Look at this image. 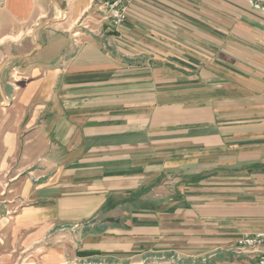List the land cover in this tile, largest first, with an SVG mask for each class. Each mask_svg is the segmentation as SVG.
I'll list each match as a JSON object with an SVG mask.
<instances>
[{
	"label": "crops",
	"instance_id": "1",
	"mask_svg": "<svg viewBox=\"0 0 264 264\" xmlns=\"http://www.w3.org/2000/svg\"><path fill=\"white\" fill-rule=\"evenodd\" d=\"M35 2L3 1L0 35ZM63 24L0 82V167L33 189L27 209L78 226L66 264H256L238 238L264 231V12L132 0L121 26Z\"/></svg>",
	"mask_w": 264,
	"mask_h": 264
},
{
	"label": "rangeland",
	"instance_id": "2",
	"mask_svg": "<svg viewBox=\"0 0 264 264\" xmlns=\"http://www.w3.org/2000/svg\"><path fill=\"white\" fill-rule=\"evenodd\" d=\"M1 1L0 11L4 5L3 1L6 0ZM35 1V6L42 5L40 17L34 15L24 22H17L11 14L4 16V20L9 23V32L0 35V66L4 64L0 82H4L5 86H14L19 77L18 70L14 67L25 62V59L15 56L29 53L34 47L38 48L39 46L34 44L38 42L35 38L41 36L40 31L47 25L54 26L58 28V32L65 34L62 29L66 26L63 23L69 20L70 23L76 22V29L90 34L100 24V20H111L103 6L105 0H95L90 11L79 19V13L74 12L55 17L58 16V9L62 8L65 0ZM12 20L16 21V24L12 25ZM31 171L27 170L22 178L26 179L28 176L32 179ZM17 173L16 167H0V264H66L65 260H70L72 251L76 253L75 245L81 238L78 226L66 224L63 218L48 217L40 212L34 213L33 209H27L34 203L33 189H19V181L12 180ZM22 193L25 194L24 197Z\"/></svg>",
	"mask_w": 264,
	"mask_h": 264
},
{
	"label": "built area",
	"instance_id": "3",
	"mask_svg": "<svg viewBox=\"0 0 264 264\" xmlns=\"http://www.w3.org/2000/svg\"><path fill=\"white\" fill-rule=\"evenodd\" d=\"M131 1L105 0L103 6L113 25L120 26L127 20ZM249 1L256 9L264 12V0ZM238 248L241 252L255 253L257 255L256 264H264V231L242 233L238 238Z\"/></svg>",
	"mask_w": 264,
	"mask_h": 264
}]
</instances>
